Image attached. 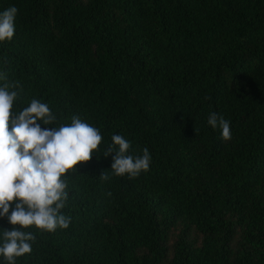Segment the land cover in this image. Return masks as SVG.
Here are the masks:
<instances>
[{
	"label": "trees",
	"instance_id": "trees-1",
	"mask_svg": "<svg viewBox=\"0 0 264 264\" xmlns=\"http://www.w3.org/2000/svg\"><path fill=\"white\" fill-rule=\"evenodd\" d=\"M12 6L13 114L37 99L57 118L42 128L78 116L101 151L121 135L151 156L134 179L102 153L78 164L69 227L28 229L16 264H264V0H0V13ZM12 227L0 217V244Z\"/></svg>",
	"mask_w": 264,
	"mask_h": 264
},
{
	"label": "clouds",
	"instance_id": "clouds-1",
	"mask_svg": "<svg viewBox=\"0 0 264 264\" xmlns=\"http://www.w3.org/2000/svg\"><path fill=\"white\" fill-rule=\"evenodd\" d=\"M17 13L15 6L0 13V42L14 37ZM0 79L7 80V76L0 74ZM17 88L18 82L0 87V217L13 226L3 231L0 244V257L6 264H16V258L32 252L30 242L35 236L28 229L52 233L69 227L71 218L62 213L68 199L65 177L78 164L102 153L112 157L113 175L134 179L147 172L151 162L147 147L142 155L133 156L131 143L121 135H113L112 143L101 151L100 131L78 116L70 124L42 128L38 122L50 126L57 118L37 99L13 114L18 93L10 89ZM207 123L221 130L223 141L231 139L230 122L223 116L212 112ZM100 179L108 180L107 172Z\"/></svg>",
	"mask_w": 264,
	"mask_h": 264
}]
</instances>
